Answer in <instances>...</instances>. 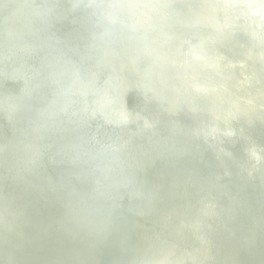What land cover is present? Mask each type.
<instances>
[{
  "label": "bare ground",
  "instance_id": "obj_1",
  "mask_svg": "<svg viewBox=\"0 0 264 264\" xmlns=\"http://www.w3.org/2000/svg\"><path fill=\"white\" fill-rule=\"evenodd\" d=\"M23 2L39 4L38 11L0 0V264H264V176L245 174L247 164L236 147L230 148L232 161L215 158L213 152L201 148L202 138L190 120L200 127L212 116L184 111L190 120L185 114L173 118L150 101L159 96L166 107L170 105L168 99L175 92L172 85L181 81L176 68L154 55L139 56L138 48L149 43L122 24L112 28L102 17L95 19L108 10L104 3L87 0L89 6L83 9L75 0H57L48 15L44 8L52 6L53 0ZM171 7L177 19L166 17L157 27L169 37L187 38L197 28L187 26L185 20L189 13L200 14L202 7L194 2H172ZM4 15L11 18L12 26L5 24ZM42 26L45 33L39 31ZM140 27L144 38L154 39L163 53L173 54L143 21ZM95 30L103 31L108 40L95 42ZM115 32L119 39L113 37ZM236 37L254 42L244 33ZM6 39L12 47L5 44ZM46 41L53 42L51 50L44 45ZM66 42L74 50H67ZM209 43L215 51L222 50ZM91 45L97 51H89ZM11 48L19 51L18 57L10 56ZM111 49L119 54L111 56ZM29 50L35 55L32 61L26 59ZM225 51L230 57H253L237 47ZM54 52L59 58L52 57ZM26 69H30L29 76H24ZM138 72L151 77L142 79ZM114 73L132 87L114 97L138 114L136 125L121 121L119 127H105L107 112L97 121L88 119L97 106L95 97L110 95ZM242 73L233 69L224 75L230 77L233 89L249 94V89L236 82L235 76ZM257 75L264 85V76ZM161 76H168L171 85H159ZM96 80L104 89L95 86ZM146 86L155 91L143 93L140 88ZM184 99L199 108L217 107L212 96L190 93ZM248 117L254 130L237 140L244 147L264 138L263 124L251 114ZM154 118L166 122V127L155 128L163 141L141 131ZM130 129L139 141L130 138ZM173 129L184 132L190 141L171 135ZM94 134L103 145L115 149L92 148ZM122 142L127 149L121 147ZM34 152L43 154L46 169L39 168ZM93 154L102 162L95 176L86 172ZM106 158L124 163L129 180L144 184L142 193L132 185L121 187L125 195L137 198L139 207L121 202L111 188L101 184L100 178H113L104 171ZM33 175L40 178V184L31 180ZM175 191L184 198L177 199ZM88 195L98 197L101 205L87 203ZM200 210L207 214L200 215ZM91 214L99 221L90 220ZM181 219L191 227L181 225Z\"/></svg>",
  "mask_w": 264,
  "mask_h": 264
},
{
  "label": "water",
  "instance_id": "obj_2",
  "mask_svg": "<svg viewBox=\"0 0 264 264\" xmlns=\"http://www.w3.org/2000/svg\"><path fill=\"white\" fill-rule=\"evenodd\" d=\"M16 3H21L29 8L32 12H37L39 4L35 2H23V0H13ZM52 6L45 7V14L53 13V6L57 0H53ZM78 7L86 9L89 4L87 0H75ZM95 3H104L108 10L101 16H94L95 19L102 17L108 24L115 28L118 25H123L127 32L135 35L143 42L147 41V47H139L137 53L139 56L154 55L162 58L168 67H175L177 76L181 80L179 83L173 84L174 96L169 98V106H165L164 100L159 97H152L150 101L160 110L166 111L173 118L187 112H204L212 116V120H204L200 127H197L193 120H190L189 115L185 116L192 122V129L202 138L201 148L211 153L218 159L232 161L233 156L230 148L236 147L239 149L240 156L247 164L244 169L245 174L252 178L254 172H259L264 176V138H258L259 142L253 146L244 147L237 144L238 138L243 133L252 132L254 130L251 119L248 114L253 115V119L264 126V85L258 78V73L264 76V0H92ZM172 2H194L202 7V12L196 14L189 13L185 20L187 26H194L199 31H191L187 38L182 36L169 37L165 35L158 27L157 22L162 21L166 17L176 20L178 14L172 9ZM3 20L7 26H12V21L9 16L4 15ZM143 21L151 28L161 39L162 43L173 52L172 55L163 53L162 49L156 45V41L151 38H144L141 34L140 22ZM11 28V27H9ZM41 33L46 32L44 26L39 28ZM249 36L254 42H241L236 39L238 34ZM107 35L101 30H95L93 40H108ZM113 37L120 38L115 32ZM216 43L222 50L215 51L209 41ZM121 41V39L119 40ZM54 39V43H55ZM5 44L12 47V42L9 39L5 40ZM45 46L51 50L53 42L46 41ZM67 50H74L70 42L65 43ZM241 48L246 49L252 58H237L230 57L226 53V48ZM97 51L94 45H91L89 51ZM19 51L16 48H11L10 56L18 57ZM95 55V53H92ZM111 56L119 54L118 50L111 49ZM179 54V57H175ZM53 58H59L55 52L51 54ZM35 55L29 50L26 54L27 61H32ZM59 60V59H58ZM257 63L259 66H257ZM145 67L148 64L143 62ZM9 67V64H4ZM99 70H103L102 65L97 66ZM191 67L192 69H189ZM233 69H241L243 73L235 76L236 82L241 88L250 90L249 94L239 93L230 85V77L224 74ZM80 72L79 69H76ZM217 72L222 74V78L217 77ZM137 73V72H135ZM30 69L24 71V76H29ZM137 75V74H136ZM142 79L150 78L151 76L145 72H138ZM168 76H161L158 79L159 85L168 87ZM111 83V90L108 89L110 95L102 94L95 97L96 108L94 112L89 113V118L92 121H97L106 112L107 117L104 119V126L111 128L119 127L122 122L131 126L136 125L139 121L138 114L123 100L117 99L114 96H119L123 92L132 90L131 85L121 81L118 73H114ZM187 82L189 86L185 84ZM95 86L101 90L104 89L101 81L96 80ZM143 93L154 92L153 86L141 87ZM111 91V92H110ZM199 96H212L216 102V108H199L194 104L184 99L188 94ZM85 94H87L85 92ZM182 110V111H181ZM55 121V118H52ZM147 120V118H145ZM61 129H64L61 126ZM156 127H166V122L162 118H154L141 126V131L147 137L163 141V136L156 131ZM82 129V128H81ZM129 136L134 141H139L135 137V131L130 129ZM133 131V132H132ZM171 135L184 136L187 141H190L187 135L179 129L169 130ZM46 143H49L44 138ZM91 147L95 149L114 150L115 146H105L103 141L97 134L91 137ZM240 146V147H239ZM121 147L127 149V143L122 142ZM182 151H186L185 147H181ZM33 156L37 161V165L41 170L46 169L44 166V156L40 152H34ZM126 157V156H125ZM102 162L99 157L93 154L92 162L87 166L86 172L95 176L98 175L97 167L101 166ZM140 169V168H139ZM143 170V168H142ZM104 171L112 174V180L100 178V182L104 187L111 188L121 202H125L130 206L137 208L140 206L137 198L125 195L121 191L122 186L132 185L136 190L142 193L143 183L139 180H129L125 173L124 163L115 159L106 158ZM31 180L35 184H40L41 180L38 176H31ZM177 199H183L181 193L174 192ZM85 201L94 207L101 205V200L95 195H88ZM207 212L200 210V215L205 216ZM89 219L97 222L96 214H91ZM181 225L191 227L188 220L181 219ZM71 227V226H69ZM204 243L208 242L207 238H202ZM188 261H191L187 258ZM156 264V263H152Z\"/></svg>",
  "mask_w": 264,
  "mask_h": 264
}]
</instances>
